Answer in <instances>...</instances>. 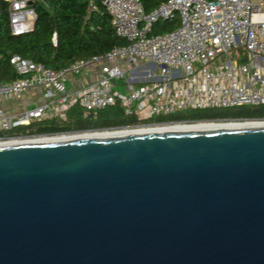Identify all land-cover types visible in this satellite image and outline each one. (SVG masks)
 Wrapping results in <instances>:
<instances>
[{"label": "water", "instance_id": "95a60500", "mask_svg": "<svg viewBox=\"0 0 264 264\" xmlns=\"http://www.w3.org/2000/svg\"><path fill=\"white\" fill-rule=\"evenodd\" d=\"M0 264H264V127L0 146Z\"/></svg>", "mask_w": 264, "mask_h": 264}, {"label": "built area", "instance_id": "2783aa9c", "mask_svg": "<svg viewBox=\"0 0 264 264\" xmlns=\"http://www.w3.org/2000/svg\"><path fill=\"white\" fill-rule=\"evenodd\" d=\"M7 1L13 35L32 31L35 0ZM104 5L126 46L60 70L11 58L21 78L0 83V144L38 137L8 133L67 121L75 106L93 119L120 106L139 121L125 129L175 125L145 122L187 110L264 106V0H167L151 12L140 0ZM161 21L177 27L155 33Z\"/></svg>", "mask_w": 264, "mask_h": 264}, {"label": "trees", "instance_id": "16d2710c", "mask_svg": "<svg viewBox=\"0 0 264 264\" xmlns=\"http://www.w3.org/2000/svg\"><path fill=\"white\" fill-rule=\"evenodd\" d=\"M146 12H151L167 0H140ZM37 13L34 29L23 35H13L7 0H0V83L21 78L11 65L13 56L31 60L53 70L71 66L80 59L103 56L128 42L117 36L113 18L104 0H35ZM177 23L161 21L155 33H165ZM56 39V45H55ZM264 120V106H239L227 109L187 110L159 116L145 123L196 124L200 122H243ZM120 106L103 110L97 119L85 117L75 106L67 121L44 120L10 131L17 136H54L96 129H125L138 125Z\"/></svg>", "mask_w": 264, "mask_h": 264}, {"label": "bare ground", "instance_id": "6f19581e", "mask_svg": "<svg viewBox=\"0 0 264 264\" xmlns=\"http://www.w3.org/2000/svg\"><path fill=\"white\" fill-rule=\"evenodd\" d=\"M251 127H264V120L259 121H243V122H200L196 124H175V125H164L154 126L149 128L140 129H123L118 131H97L87 133H74V134H62L57 136H43L30 139H21L1 143L0 146H15L25 144H43V143H54V142H65L72 140H84V139H96V138H108L114 136H128V135H142V134H153V133H171L181 132L186 130L191 131H211V130H222V129H237V128H251Z\"/></svg>", "mask_w": 264, "mask_h": 264}, {"label": "flooded vegetation", "instance_id": "af4514ba", "mask_svg": "<svg viewBox=\"0 0 264 264\" xmlns=\"http://www.w3.org/2000/svg\"><path fill=\"white\" fill-rule=\"evenodd\" d=\"M118 131L119 129H96V130H86L84 131V133H87V132H97V131ZM123 130V129H122ZM76 133H83V132H76ZM67 134H74V133H67ZM59 135H62V134H59ZM66 135V134H65ZM44 136H47V135H44ZM54 136H57V135H54ZM38 137H43V136H38ZM33 138H36V137H33ZM27 139H30V138H27Z\"/></svg>", "mask_w": 264, "mask_h": 264}]
</instances>
